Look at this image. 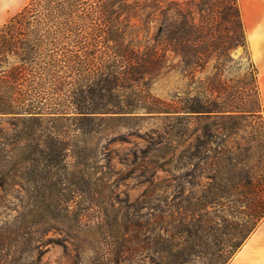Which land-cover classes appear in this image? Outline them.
<instances>
[{"label":"trees","instance_id":"1","mask_svg":"<svg viewBox=\"0 0 264 264\" xmlns=\"http://www.w3.org/2000/svg\"><path fill=\"white\" fill-rule=\"evenodd\" d=\"M131 1L28 0L0 27V264H43L52 244L72 264H228L264 220V170L237 140L261 119L258 71L226 77L245 45L238 0L174 4L143 49ZM177 74L184 89L153 93ZM153 118L165 128L117 168L102 132Z\"/></svg>","mask_w":264,"mask_h":264},{"label":"rangeland","instance_id":"2","mask_svg":"<svg viewBox=\"0 0 264 264\" xmlns=\"http://www.w3.org/2000/svg\"><path fill=\"white\" fill-rule=\"evenodd\" d=\"M27 2L28 0H9L7 6L1 10L0 27L12 16L19 13ZM130 3H133L134 6L122 17L127 18L130 39H134V41L141 45V49H143L145 46L153 43V37L161 25L165 28L168 27L172 18L171 14H174L176 8L174 4H179L181 9L187 10L189 5L193 6L194 3H199V0H132ZM169 7H171V9L169 10V14L166 15L165 12ZM196 17L198 19V14H196ZM244 27L246 35L245 45L239 46L231 51L234 62L230 65L231 69L227 71L226 77L228 79L231 78L234 84L238 82L242 83L239 85L243 87V80L249 82L251 73L254 72L253 70L256 67L258 71L257 80L262 94L264 87V37L262 40L260 38L257 39L258 61L251 47L247 27L245 25ZM253 29L258 32L261 27L255 26ZM198 76L200 77L203 75ZM186 82L187 78H184L181 74L172 75L157 81L152 88L153 93L161 98L168 99L174 85L180 87L182 90ZM165 125L166 122L155 118L135 123L122 122L119 124H112L106 131L102 132L103 135L100 136L99 147L103 149V152L106 154H112L113 164L117 165V168H122L123 166L118 163L119 157H123V155L128 153V149H135L136 144L140 147H145L146 142L144 139L137 137V135H144L146 137V134L153 133L152 131L162 130L165 128ZM3 126L9 130L12 129L8 122H4ZM239 133H246L243 138H240L242 134L237 138L242 153H246L243 158L245 161H250V163L258 161L260 169L263 171L264 108L261 113V119L248 118L242 121ZM248 133H251L255 137H258V134H260V139L257 138L258 142H254L253 138ZM117 138L126 140L127 142L113 141ZM117 154L119 156H116ZM143 189L144 186L139 185L136 180L129 179L123 182L118 191L122 192V198H125L124 195L126 194L131 201H134L142 193ZM12 200L16 201L15 199ZM4 211L7 212V210H3V212ZM12 213L13 212H8V214ZM0 214L2 213L0 212ZM209 246L211 247V245ZM42 250L45 251L42 259L43 264H72L64 257V249L59 245L52 244L48 247H43ZM192 264L212 263L209 257L200 256L199 258H195Z\"/></svg>","mask_w":264,"mask_h":264},{"label":"crops","instance_id":"3","mask_svg":"<svg viewBox=\"0 0 264 264\" xmlns=\"http://www.w3.org/2000/svg\"><path fill=\"white\" fill-rule=\"evenodd\" d=\"M8 3L9 0H0V17L2 15L1 10ZM238 4L242 21L247 27L254 56L259 61L257 39L262 40L264 37V0H238ZM255 26L261 27V29L257 32L253 29ZM262 97L264 103V87ZM228 264H264V220Z\"/></svg>","mask_w":264,"mask_h":264},{"label":"bare ground","instance_id":"4","mask_svg":"<svg viewBox=\"0 0 264 264\" xmlns=\"http://www.w3.org/2000/svg\"><path fill=\"white\" fill-rule=\"evenodd\" d=\"M256 60H257V58H256Z\"/></svg>","mask_w":264,"mask_h":264}]
</instances>
